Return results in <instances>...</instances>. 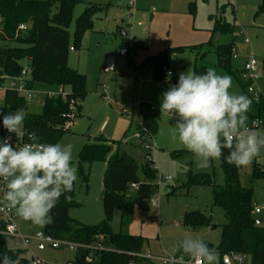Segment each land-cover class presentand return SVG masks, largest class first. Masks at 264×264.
<instances>
[{
    "label": "rangeland",
    "instance_id": "374dc122",
    "mask_svg": "<svg viewBox=\"0 0 264 264\" xmlns=\"http://www.w3.org/2000/svg\"><path fill=\"white\" fill-rule=\"evenodd\" d=\"M261 2L262 0H83L74 7L69 26L68 64L85 75L87 93L81 102V114L66 126L71 128L59 142L74 145L72 163L76 168L82 146L93 142L98 136L110 137L113 140L112 153L117 150L126 153L139 165H144L147 161L152 163V167L157 170L158 186L153 198L158 204L151 206L149 211L138 210L136 213L134 211L129 232L147 238L145 250L149 249L155 255L161 256L164 253L176 255L180 250L178 247L180 241L190 235L207 242L219 243L221 225L227 222L223 208L214 205L212 187L193 186L189 189L184 187L189 171L193 173L215 171L216 183L224 184L221 158L212 161L207 169L197 167L194 155L190 154L178 140L173 139L175 119L169 114H161V94L169 88L170 83L175 84L179 73L194 71L197 62L198 65L214 68L219 74L231 76L233 82L231 90L236 94L246 95L251 100L248 91L241 87L236 77L218 66V45L228 44L235 39L230 32H213L215 19L221 17L235 25L237 29L235 35L241 49L247 51V54L252 52L256 57L257 79L254 87L264 90V13L255 16ZM88 3L112 6L93 18L92 27L85 30L78 46H75L77 19ZM181 15H187L188 21ZM121 23L128 29V35H132L135 41L143 42L139 50L145 49V44L155 52L164 48L204 44L210 39L211 44L204 45L202 49L174 53L167 67L172 73L170 80H166L165 75L163 80L155 81L154 69L141 70L140 67H135L138 60H135L134 64L130 63L135 57L134 50L129 49L127 62L126 57L120 55V48L129 41L128 35L121 34L119 28ZM242 26L246 28L245 34L239 33L238 29ZM246 37L250 39V44L244 42ZM110 53L114 54L115 64L113 69L106 71V59ZM242 63L241 58L233 59V69H240ZM32 90L34 95L27 104V111L38 114L42 111L45 98L59 94L62 88L36 81ZM63 91L69 93L70 87L65 86ZM140 101H147L156 106L154 113L159 124V131L153 138H148L145 145L141 144L143 139L137 136L142 125L137 105ZM3 102V90H0V103ZM252 105L253 103L248 112V126ZM123 108H128L129 113H123ZM251 129L264 135V128ZM179 151L186 153L174 158L173 154ZM256 163L264 170V149L249 166L239 167V175L241 184L253 189L254 203L262 206L264 178H255ZM106 168L104 162L92 165L88 189L77 173L75 200L80 205L70 209V217L87 225H96L103 220L102 194ZM168 176L171 177L170 180L166 179ZM174 189L177 192L172 194ZM135 193L136 191L129 187L126 192L127 202L132 200ZM190 211H200L209 215L212 222L218 226L215 229L207 227L197 231L187 229L183 225V218L185 213ZM120 215V211H115L111 222L114 232L120 230ZM254 216L264 220V209L261 214ZM3 220L4 216L0 212V222ZM16 222L24 234L31 235L43 230L20 218H17ZM6 239L9 247L21 248L25 251L26 257L39 258L43 264H72L76 257L75 251L53 248L48 244L42 246L36 240H32L28 246H17Z\"/></svg>",
    "mask_w": 264,
    "mask_h": 264
},
{
    "label": "trees",
    "instance_id": "16d2710c",
    "mask_svg": "<svg viewBox=\"0 0 264 264\" xmlns=\"http://www.w3.org/2000/svg\"><path fill=\"white\" fill-rule=\"evenodd\" d=\"M80 2L83 0H0V83L18 78L23 68L28 67L31 72L28 80L30 88L36 81L58 85L62 89L65 86L70 87V92L65 99L60 94L47 96L42 111L38 114L27 111L28 103L17 92L9 89L4 91V102L0 103V111L5 114L17 109L25 111L24 140L26 142H29L27 133L32 131L41 138L40 142H59L63 135L69 132L66 126L81 114V102L87 93L85 75L68 64L69 26L74 7ZM111 6V4L99 3L86 5L77 19L75 46H78L85 30L92 27L93 18L98 13L107 11ZM260 13H264V0L258 5L255 16ZM23 24L29 25L24 32L20 30ZM233 28L230 22L221 17L215 19L213 32L232 33ZM142 44L143 42L135 41L129 49L134 50L136 55ZM210 44L211 39L204 44L189 47L164 48L146 57L139 67L141 70L154 69L153 79L163 80L174 53L202 49L204 45ZM233 45L234 42L218 45L217 63L227 73L233 74L241 87L247 90L251 81L243 79V68L234 70L232 67ZM129 60H132L131 57ZM208 68L196 62L194 72L203 74ZM177 81L178 79L175 83ZM251 101L253 105L250 123L256 118L264 119V102L255 101L252 98ZM139 113L142 120L139 134L141 139L147 142L148 138H153L157 134L159 124L150 103L140 102ZM0 136H4L2 123H0ZM143 141L141 144L145 145ZM113 145V141L107 140L104 136L95 137L93 142L82 146L77 159V173L86 189L90 185L92 165L97 162H104L107 165L102 194L103 220L96 225H87L70 217V209L80 205L75 200L74 183L73 190L65 193V196H70L71 199L66 201L65 196L60 197L59 203L52 210L54 223L43 228L46 234L56 239L87 244L102 242L111 248L97 251L92 263L86 262V251H79L76 253L73 264H129L133 260L129 252L145 250L147 238L131 234L129 227L133 221L135 207L141 211L150 210V202L158 190L157 170L149 161L139 165L126 153H121L119 150L112 153ZM184 153L186 152L179 151L174 153L173 157L178 158ZM227 156L228 150L225 149L221 157L224 184L216 183L215 171L212 173L189 171L184 187L188 189L193 186L212 187L214 205L224 210L227 222L221 225L220 241L216 244L206 241L209 247H215L220 254L230 251L249 253L252 255L254 264H264V220L258 223L253 213V189L241 184L239 167L229 164L226 160ZM254 176L264 178V170L258 163L254 167ZM131 183L139 184V188L132 200L127 202L126 192ZM176 192L177 190L174 189L171 193ZM117 210L121 214L120 230L114 232L111 222ZM3 225L1 221L0 227ZM183 225L193 231L207 227L215 229L218 226L212 222L209 215L200 211L186 212ZM5 253L12 257L16 264H33L34 259L26 257L23 249L9 247L6 237L0 235V257ZM179 253L183 251L180 249Z\"/></svg>",
    "mask_w": 264,
    "mask_h": 264
},
{
    "label": "clouds",
    "instance_id": "9594fccd",
    "mask_svg": "<svg viewBox=\"0 0 264 264\" xmlns=\"http://www.w3.org/2000/svg\"><path fill=\"white\" fill-rule=\"evenodd\" d=\"M170 77L171 72L166 80ZM232 87L231 76L209 67L203 74L191 70L179 73L177 83H170L161 94V114L175 119L173 139L194 155L200 169L210 167L225 149L229 164L246 167L264 149V135L248 126L252 101L233 92ZM25 115L23 109L7 114L0 111V123L9 134L0 136V181L5 186L0 203L14 210L21 220L44 228L54 223L52 210L78 179L72 163L74 145L40 142L32 131L27 133L29 142L17 147L13 136H25ZM70 199L65 196L66 201ZM178 247L194 264H218L217 249L202 238L186 236ZM0 264L16 262L5 253Z\"/></svg>",
    "mask_w": 264,
    "mask_h": 264
},
{
    "label": "built area",
    "instance_id": "2783aa9c",
    "mask_svg": "<svg viewBox=\"0 0 264 264\" xmlns=\"http://www.w3.org/2000/svg\"><path fill=\"white\" fill-rule=\"evenodd\" d=\"M130 22L128 21V24ZM130 25V24H129ZM29 28V25H21L20 30L22 32L26 31ZM122 35H128V29L121 28ZM129 36V41L127 44L122 45L120 48V55L126 56L128 53L129 48L132 47L133 43L135 42L132 35ZM246 44H250V39L248 37L245 38L244 41ZM232 56L233 59L238 57V50L235 45L232 47ZM243 79L251 81V84L247 88V91L250 97L255 101H263L264 102V90L255 89L254 84L257 79V59L256 57L250 53L247 57L244 66H243ZM170 71H167V75ZM30 70L28 67L23 68L21 75L18 78L10 79L4 83H0V90H13L17 92L20 96L24 98V100L28 103L33 98V90L28 86V80L30 79ZM172 74V73H171ZM65 99L67 97V93L63 90L59 93ZM55 94V95H59ZM140 102L138 103V105ZM151 109L155 110L156 107L151 105ZM127 109H124L126 112ZM250 128H264V119L256 118L251 121ZM4 136L9 135L3 129ZM138 138L140 134H137ZM25 137V136H24ZM24 137L21 139H16L13 136L14 144L19 147L22 146L24 143H27L24 140ZM146 144V143H145ZM166 179L170 180L171 177L168 176ZM159 184V182H157ZM130 187L135 191L138 190L139 184L131 183ZM5 190V186L3 181H0V199H2L3 192ZM151 206H156L158 204L156 199L151 200ZM264 209V204L258 205L254 203L253 205V213L254 214H261ZM0 212L4 216L3 220V227H0V235L5 236L6 238L10 239L15 245H24L28 246L32 240H36L41 243L42 246L48 244L53 248L62 249L66 248L78 253L79 251H86L85 260L87 263H92L95 260V253L101 250H110L109 246L102 242H94L92 244L81 243L76 241H69L64 239H56L52 236L46 234L43 230L38 231L34 234L28 235L24 234L17 225V216L14 213V210H10L4 203H0ZM133 260L129 264H142V262L153 263V264H194V261L191 257L187 256L184 253H177L176 255H169L164 253L161 256L153 254L149 250H143L141 252H129L128 253ZM34 264H43V261L39 258L33 260ZM73 264V263H72ZM218 264H254L252 255L245 252L239 251H230L224 254L219 253Z\"/></svg>",
    "mask_w": 264,
    "mask_h": 264
},
{
    "label": "crops",
    "instance_id": "0c3cea01",
    "mask_svg": "<svg viewBox=\"0 0 264 264\" xmlns=\"http://www.w3.org/2000/svg\"><path fill=\"white\" fill-rule=\"evenodd\" d=\"M98 15H96V17H97ZM181 17H183V18H185V19H187V21H188V16L187 15H181ZM99 18H101L100 16H99ZM102 19V18H101ZM183 23H184V21H183ZM233 25V32H232V34L234 35V41L233 42H235L234 43V45L236 46V48L238 49V57L236 58V59H234V60H239L240 58L241 59H243V65H242V67L240 68V69H242L243 68V66H244V63H245V61H246V59H247V57L249 56V53L247 54L246 52H244L243 51V49H241V47H240V45H238V39H237V36L235 35V31H237V29H236V27H235V25L234 24H232ZM123 27V24L121 23V25H120V29ZM239 33L240 34H245L246 33V28L245 27H239ZM237 42V43H236ZM145 49H142V50H138L137 51V53H136V55H135V57L133 58V60L130 62L131 64H134L135 63V60H138V64L135 66V67H138L139 68V66L141 65V63L143 62V60L146 58V57H148V56H151V55H154L156 52L155 51H151L150 49H149V46H147L146 44H145ZM250 53H252V52H250ZM253 54V53H252ZM122 56V55H121ZM124 57H126V62H127V55L126 56H124ZM122 63V62H121ZM140 69V68H139ZM63 90V89H62ZM3 95H4V91H3ZM140 102H147V101H140ZM139 103V102H138ZM138 103H137V105H138ZM147 103H149V102H147ZM152 106H155V105H153L152 103H150ZM156 107V106H155ZM124 109H127V111L126 112H124ZM138 109H139V105H138ZM156 110V109H155ZM154 110V111H155ZM123 113H125V114H128L129 113V110H128V108H123ZM140 114V113H139ZM141 118V117H140ZM73 122V121H72ZM69 128H71V126L69 127ZM139 134V133H138ZM105 138H107V139H110V140H112L110 137H106V136H104ZM113 141V140H112ZM114 146V145H113ZM135 195H136V193H135ZM134 195V196H135ZM158 202V201H157ZM153 206V205H152ZM139 209L137 208V207H135V209H134V211H135V213H136V211H138ZM140 211V210H139ZM135 213H134V215H135ZM115 214V213H114ZM18 218V217H17ZM260 220H263V219H260ZM132 224V223H131ZM131 224H130V226H131ZM131 234H135V235H138V234H136V233H132V232H130ZM141 236H143V235H141ZM144 237V236H143ZM10 240V239H9ZM11 241V240H10ZM149 250V249H148ZM150 251V250H149ZM178 253H179V251H178ZM157 255V254H156ZM160 255V254H159ZM75 259V258H74ZM142 264H148L147 262H142Z\"/></svg>",
    "mask_w": 264,
    "mask_h": 264
},
{
    "label": "water",
    "instance_id": "95a60500",
    "mask_svg": "<svg viewBox=\"0 0 264 264\" xmlns=\"http://www.w3.org/2000/svg\"><path fill=\"white\" fill-rule=\"evenodd\" d=\"M115 64V57L113 53L108 54L107 59H106V65H105V70L108 71L110 69H113ZM70 118H72V116H69ZM143 143H147L146 141H143ZM261 220L258 219V223H260Z\"/></svg>",
    "mask_w": 264,
    "mask_h": 264
}]
</instances>
